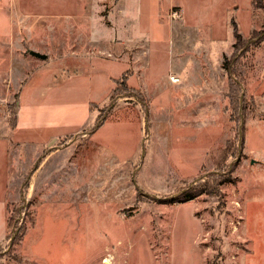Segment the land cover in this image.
Instances as JSON below:
<instances>
[{
  "label": "rangeland",
  "instance_id": "rangeland-1",
  "mask_svg": "<svg viewBox=\"0 0 264 264\" xmlns=\"http://www.w3.org/2000/svg\"><path fill=\"white\" fill-rule=\"evenodd\" d=\"M232 18L264 36V0H0V264H264V42L237 59Z\"/></svg>",
  "mask_w": 264,
  "mask_h": 264
},
{
  "label": "trees",
  "instance_id": "trees-1",
  "mask_svg": "<svg viewBox=\"0 0 264 264\" xmlns=\"http://www.w3.org/2000/svg\"><path fill=\"white\" fill-rule=\"evenodd\" d=\"M261 3L262 0H252V4L255 7H261ZM231 24H232V33H233V37L235 39V43L234 45H238L239 49L237 51H239V55L237 57V59H240V57L245 55V52H247L249 50L250 46H255V45H259L261 42H264V36L257 38L254 42L250 43V45L246 46V41L244 40L239 27H238V23L237 21L232 18L231 19ZM223 66L226 68V64L225 62H223ZM229 69V68H228ZM232 69V68H230ZM229 69V90H228V97H229V107L228 109L230 110L231 113V119L233 120H237L240 121L241 120V113L244 115L245 110H246V93L243 94V90H242V85L243 82L241 80H235L234 77H237L238 73L233 69L230 70ZM127 74H122L120 78H116L114 79V81L116 82V86L113 88L112 90V97L114 98L117 95H123L126 94L128 96L135 94L137 95L142 101H145V95L143 93L142 90H139L133 86H130L127 84ZM116 94V95H115ZM243 94V95H242ZM93 105V103H92ZM234 115L236 117V119H234ZM105 121V120H104ZM104 122L102 121L99 126H101ZM35 169H37V167H35ZM34 169V171H35ZM228 180L227 179H221L217 182V185H222L224 183H226ZM206 192V188L203 186H193L190 188H186L185 190H183L181 193L175 195V196H171L168 198H165V202H169V203H175V202H181V201H186V200H190L192 198H196L197 196H199L201 193Z\"/></svg>",
  "mask_w": 264,
  "mask_h": 264
},
{
  "label": "water",
  "instance_id": "water-1",
  "mask_svg": "<svg viewBox=\"0 0 264 264\" xmlns=\"http://www.w3.org/2000/svg\"><path fill=\"white\" fill-rule=\"evenodd\" d=\"M32 54L39 56V57H42V58L46 57V54H41L40 52H37V51H32Z\"/></svg>",
  "mask_w": 264,
  "mask_h": 264
},
{
  "label": "crops",
  "instance_id": "crops-1",
  "mask_svg": "<svg viewBox=\"0 0 264 264\" xmlns=\"http://www.w3.org/2000/svg\"><path fill=\"white\" fill-rule=\"evenodd\" d=\"M16 13H18V12L16 11ZM13 14H14V13H13ZM15 15H16V14H15ZM3 60H4V57H3V55L0 53V67H1V65H2Z\"/></svg>",
  "mask_w": 264,
  "mask_h": 264
},
{
  "label": "built area",
  "instance_id": "built-area-1",
  "mask_svg": "<svg viewBox=\"0 0 264 264\" xmlns=\"http://www.w3.org/2000/svg\"><path fill=\"white\" fill-rule=\"evenodd\" d=\"M176 80H177V78L172 77V81H176Z\"/></svg>",
  "mask_w": 264,
  "mask_h": 264
},
{
  "label": "bare ground",
  "instance_id": "bare-ground-1",
  "mask_svg": "<svg viewBox=\"0 0 264 264\" xmlns=\"http://www.w3.org/2000/svg\"><path fill=\"white\" fill-rule=\"evenodd\" d=\"M171 80H172V78H171ZM105 262L109 264L108 260H105Z\"/></svg>",
  "mask_w": 264,
  "mask_h": 264
}]
</instances>
